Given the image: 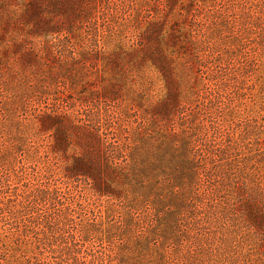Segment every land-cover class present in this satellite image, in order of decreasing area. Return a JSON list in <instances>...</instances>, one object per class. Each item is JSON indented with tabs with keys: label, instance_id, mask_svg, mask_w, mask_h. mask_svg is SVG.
<instances>
[{
	"label": "rangeland",
	"instance_id": "374dc122",
	"mask_svg": "<svg viewBox=\"0 0 264 264\" xmlns=\"http://www.w3.org/2000/svg\"><path fill=\"white\" fill-rule=\"evenodd\" d=\"M0 264H264V0H0Z\"/></svg>",
	"mask_w": 264,
	"mask_h": 264
}]
</instances>
